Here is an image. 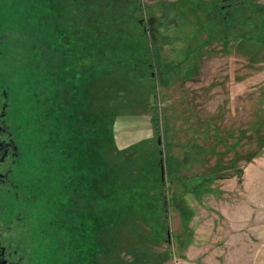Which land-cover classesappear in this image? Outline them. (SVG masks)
I'll use <instances>...</instances> for the list:
<instances>
[{
    "label": "rangeland",
    "instance_id": "rangeland-1",
    "mask_svg": "<svg viewBox=\"0 0 264 264\" xmlns=\"http://www.w3.org/2000/svg\"><path fill=\"white\" fill-rule=\"evenodd\" d=\"M63 1L81 26L79 47L63 44L66 144L96 202L82 261L264 264V148L248 161L264 144V0H236L218 21V0ZM146 27L153 69L125 67L130 49L99 51L124 36L142 49ZM161 156L171 243L158 201L142 199Z\"/></svg>",
    "mask_w": 264,
    "mask_h": 264
},
{
    "label": "flooded vegetation",
    "instance_id": "flooded-vegetation-1",
    "mask_svg": "<svg viewBox=\"0 0 264 264\" xmlns=\"http://www.w3.org/2000/svg\"><path fill=\"white\" fill-rule=\"evenodd\" d=\"M62 1L0 0V264H85L81 216L96 226L66 144L63 44L81 26ZM235 3L218 0L217 21Z\"/></svg>",
    "mask_w": 264,
    "mask_h": 264
},
{
    "label": "trees",
    "instance_id": "trees-1",
    "mask_svg": "<svg viewBox=\"0 0 264 264\" xmlns=\"http://www.w3.org/2000/svg\"><path fill=\"white\" fill-rule=\"evenodd\" d=\"M261 23H262V25H264V20H261ZM256 26L259 27L260 25L259 26L256 25ZM263 28H264V26H263ZM148 33H149V30L145 28L144 33L141 35V37H137L139 40L137 39L136 41H140L141 45L139 43V46H141L142 49H139L138 50L134 46H131V44H130V40H131L130 37L129 36H124L122 38L124 40H123L121 46L119 47L118 50H115V52H114V50H111V48L109 46H107L106 44L103 45L102 47H104V48H101L99 51H104L103 52L104 53V58L106 57L108 51H110L111 54L113 55V57L116 58L117 51H125V50L129 51V49H130L132 55H131L130 59L128 61H126V66L125 67L128 68V67H131L132 65H134V68L133 69H135L136 71H139L142 68H146L147 70H151V69H153V63L151 62V60L153 59L154 54L150 50L149 45H147V41L148 40L146 38V35H148ZM135 39L136 38L132 39L131 42L134 41ZM143 50H145V51H143ZM139 62H140V64H138ZM159 75H161V73ZM160 80L162 81L163 84H165V82H166L165 79H162V77H160ZM258 135H261V134L258 133ZM259 143H260L259 150L256 153H254L249 158V160H248L249 162H251L255 157H257L259 155L260 150H263L262 148H264V144H262V142L260 140H258V145H259ZM135 172H137V171H135ZM141 177H142V175H141ZM219 178H223V177L219 176L218 179ZM211 181H208V183H206V179H205V181H204V184L206 186L205 189H209V186H210V182ZM171 182H173V181H171ZM176 182H179V181H176ZM148 183H149V186L145 185V183H142L141 189L144 191V196H143L142 199L144 201H146L148 199L151 200V201L153 199H155V200L158 201V204H157V206L159 208L158 209V213H159V211H161L159 213V216L163 218V222H164L163 225H165V228L168 231V226H169V221H168V203H167V197H166V195L164 193L165 186H166L165 180L163 181L162 180V176H160V179H158L157 177H155L154 179H150L148 181ZM200 184L201 183H199V185ZM159 199H160V201H159ZM152 203L153 202H151V204ZM141 206H143L142 209L140 210L142 212H138L139 210H137L136 213L139 214L138 215L139 217L141 216L142 218H145L146 220H148L149 223H151L150 220H149L150 214L147 213V210L149 208L145 204H141L139 207L138 206H136V207L138 209H140ZM132 213H134V212H132ZM132 213H129V215L132 214ZM153 227H155V229H157V226L156 225L152 226V228ZM166 234H167V232H166Z\"/></svg>",
    "mask_w": 264,
    "mask_h": 264
},
{
    "label": "water",
    "instance_id": "water-1",
    "mask_svg": "<svg viewBox=\"0 0 264 264\" xmlns=\"http://www.w3.org/2000/svg\"><path fill=\"white\" fill-rule=\"evenodd\" d=\"M160 169H161L162 180L164 181L165 180V167H164V161H163V157L162 156H161V159H160ZM167 242L171 243V232H170V227L169 226H168V231H167Z\"/></svg>",
    "mask_w": 264,
    "mask_h": 264
},
{
    "label": "crops",
    "instance_id": "crops-1",
    "mask_svg": "<svg viewBox=\"0 0 264 264\" xmlns=\"http://www.w3.org/2000/svg\"><path fill=\"white\" fill-rule=\"evenodd\" d=\"M192 66V65H191ZM192 68V67H191Z\"/></svg>",
    "mask_w": 264,
    "mask_h": 264
}]
</instances>
